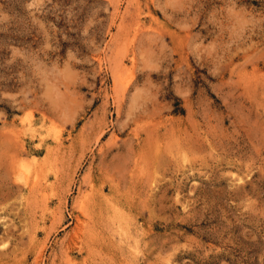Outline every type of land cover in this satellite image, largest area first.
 I'll return each mask as SVG.
<instances>
[{"label": "rangeland", "instance_id": "1", "mask_svg": "<svg viewBox=\"0 0 264 264\" xmlns=\"http://www.w3.org/2000/svg\"><path fill=\"white\" fill-rule=\"evenodd\" d=\"M0 264H264V0H0Z\"/></svg>", "mask_w": 264, "mask_h": 264}]
</instances>
